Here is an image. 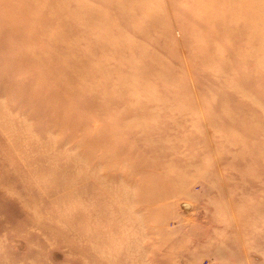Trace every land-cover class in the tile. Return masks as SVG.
Wrapping results in <instances>:
<instances>
[{
  "label": "rangeland",
  "instance_id": "374dc122",
  "mask_svg": "<svg viewBox=\"0 0 264 264\" xmlns=\"http://www.w3.org/2000/svg\"><path fill=\"white\" fill-rule=\"evenodd\" d=\"M203 1L0 0V264H264V43Z\"/></svg>",
  "mask_w": 264,
  "mask_h": 264
},
{
  "label": "bare ground",
  "instance_id": "6f19581e",
  "mask_svg": "<svg viewBox=\"0 0 264 264\" xmlns=\"http://www.w3.org/2000/svg\"><path fill=\"white\" fill-rule=\"evenodd\" d=\"M204 1H205V7H206V20H207V31H206V33H207V39H208L209 42H210V39H212V41H213L214 38H216L219 41V43L220 42L223 43L224 40L226 42L233 41V40L234 41H237L242 36V34L243 35L244 34L247 35L249 33V35L252 38V41H254V42L256 41V44H257L258 41H259L258 42L259 44L260 43H264L263 30L262 29L260 30V28L258 29L257 26L259 24L258 25L256 24V19H258V23H261L262 20L259 17L257 18V17H254L255 15H252L253 10L255 9L254 8V2H255L254 0H204ZM256 2H259V1L256 0ZM256 4H258V3H256ZM259 4H260V2H259ZM19 8L22 9L25 14L28 13V12H25V7H19ZM255 11H257V10L255 9ZM252 22L255 23L257 26L254 27L253 26L254 24L253 25H250V23H252ZM213 26L216 28V32L215 33L212 30ZM232 29H233V34H232L233 36L230 34V31ZM223 44H225V43H223ZM227 46H225V49L226 50H229V48H232L231 45H227ZM252 46H253V44H252ZM68 162H69V160H68ZM28 165H30V164H28ZM57 167H59V166H57ZM50 173H51V170H50ZM51 174H49V175L51 176ZM57 182H59V181H57ZM75 184H76V182H75ZM55 185H53V186L55 187ZM43 188H45V187H43ZM51 195H53V194L51 193ZM66 196H68V195L66 194ZM63 197H65V196H63ZM65 198H67V197H65ZM56 202H57V200H56Z\"/></svg>",
  "mask_w": 264,
  "mask_h": 264
},
{
  "label": "water",
  "instance_id": "95a60500",
  "mask_svg": "<svg viewBox=\"0 0 264 264\" xmlns=\"http://www.w3.org/2000/svg\"><path fill=\"white\" fill-rule=\"evenodd\" d=\"M181 207L184 211H189L191 209V205L188 203L181 204Z\"/></svg>",
  "mask_w": 264,
  "mask_h": 264
}]
</instances>
